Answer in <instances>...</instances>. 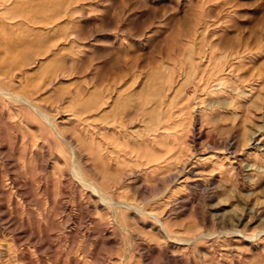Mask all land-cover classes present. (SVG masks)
Instances as JSON below:
<instances>
[{
    "label": "rangeland",
    "instance_id": "1",
    "mask_svg": "<svg viewBox=\"0 0 264 264\" xmlns=\"http://www.w3.org/2000/svg\"><path fill=\"white\" fill-rule=\"evenodd\" d=\"M0 264H264V0H0Z\"/></svg>",
    "mask_w": 264,
    "mask_h": 264
}]
</instances>
